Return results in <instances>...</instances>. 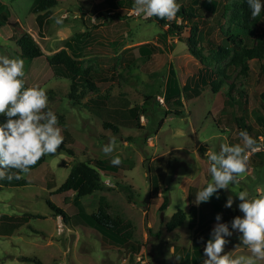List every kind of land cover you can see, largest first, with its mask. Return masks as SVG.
<instances>
[{
  "label": "rangeland",
  "instance_id": "obj_1",
  "mask_svg": "<svg viewBox=\"0 0 264 264\" xmlns=\"http://www.w3.org/2000/svg\"><path fill=\"white\" fill-rule=\"evenodd\" d=\"M35 1L0 0V12L8 13L5 25L0 26V55L23 60L25 87L46 89L48 108L57 115L62 134L67 131L73 139L69 142L66 135L63 141L72 153L58 149L56 154L46 155L43 163L30 170L24 185L0 188V264H173L170 236L185 234L189 229L187 221L172 232H166L164 224L178 208L187 207L183 192L185 182L196 177L201 168L209 167L205 149L218 152L220 145L227 143L223 134L231 135V144H235L232 138L241 142L236 124L224 120V99L236 100L237 104L226 108L227 111L245 116L251 130L262 135L259 151L264 150V124L259 122L260 115L264 119L259 104V94L264 92V75L259 73L256 59L248 61L246 76L239 75L240 66L230 61L242 46L255 45L257 38L264 41V16L251 19L249 9L237 7L239 0H213L217 7L199 9L200 13H195L198 20L193 19L199 26L195 46L202 45L205 60L192 55L184 42L191 21L184 24L179 38L174 31L167 34L169 25L158 23L155 17L137 16L134 6L120 7L116 10L120 16L112 17L115 10L107 8L103 0H58L39 31L36 13L32 10ZM190 2L192 4L191 0L178 1L183 5ZM222 7H225L223 11ZM60 16L64 17L63 23L56 24L54 18ZM242 26L249 31L236 34L243 41L235 39L234 53L221 61L211 58L207 47L224 42L233 28ZM23 30L38 44L43 53L41 57L28 60L19 55L15 38ZM160 32L167 34L164 41L157 39ZM77 33L84 34L79 39L81 42L76 43L83 46L79 57L82 70L109 77L107 87H101L102 94L109 92L104 108L86 103L87 97L96 93L84 94L79 99L69 97L70 79L55 75L47 63L46 58L64 48L65 42ZM142 43L157 47L146 62L136 59L137 47ZM125 50L131 51L133 61L129 60L128 52H123ZM201 76L207 82L221 81L218 91L213 93L202 84ZM97 83L100 85L101 80ZM170 84L179 90V105L166 104L163 100L165 87ZM194 84L202 85L199 95L184 96L183 87ZM238 90L245 92V99L239 96ZM144 96L152 98L144 105L145 112L140 111L136 118L131 108L140 105ZM174 110L180 114H174ZM111 137L116 139L112 156L122 160L117 166L122 177L109 175L106 178L101 173L102 179L108 180L105 182L108 187L80 197L75 204L73 191L56 193L74 163L105 159L112 165V157L103 152ZM196 145L199 147L195 150ZM253 156L249 155L247 172L239 184L230 186L233 192L224 190L225 203L231 195L234 200L231 208L240 216L243 213L238 208L240 201L235 192L247 191L250 197L264 193V162L255 166ZM50 183L54 186L50 187ZM118 184L129 186L128 192L120 190ZM151 187L161 189L162 201L170 200L165 211H154L153 200L149 202ZM127 194L132 200H128ZM100 197L109 203L108 211L114 217H122V230L143 245V251L133 254L124 252V248L104 249L99 233L88 225L73 223L71 216L76 209L89 214L96 209ZM46 201L69 218L55 214ZM148 220L154 223L152 230L147 227ZM217 223L213 221L210 226L214 228ZM240 235L233 231L232 236L226 237L229 241L224 249L226 253L248 254ZM183 239L187 241L188 237ZM179 255L184 257L182 251L174 256ZM122 257L126 258L125 263Z\"/></svg>",
  "mask_w": 264,
  "mask_h": 264
},
{
  "label": "trees",
  "instance_id": "obj_2",
  "mask_svg": "<svg viewBox=\"0 0 264 264\" xmlns=\"http://www.w3.org/2000/svg\"><path fill=\"white\" fill-rule=\"evenodd\" d=\"M58 0H36L35 5L33 6L32 10L34 13H36V23L38 26V30L40 31L44 24L46 23L47 19L51 16L52 11L51 9L57 5ZM179 0H177L178 3ZM191 2L188 5H181L180 11L177 13V16L174 20L168 21V20H162L158 17H155V19L160 24L169 25V30L167 34H170L173 31L177 34V36L180 38V33L184 29V24L188 23V21H191L192 25L189 27V35L186 37L185 43L189 45V50L195 57H201L207 59V56L202 55V51L204 50L202 48V45L199 44L198 47L195 46L198 37H199V26L197 24V21H193V19H196L195 13H200L199 9H208L210 7L215 8L217 7V3L213 0H205L203 2H198L196 0H191ZM240 2L237 4L238 8H242L243 10H248V6L246 3V0H239ZM103 3L107 6V8L111 10H115L112 17L120 16L119 13L116 10L120 7H124L126 9H129L133 6L134 0H103ZM198 8L196 9V7ZM1 7V6H0ZM225 7H222L221 10L223 11ZM241 16V15H240ZM264 13L262 12L257 18L263 17ZM8 18L7 12H0V26L5 25V22ZM177 19H180V22H177ZM198 20V19H196ZM234 30L231 31L230 35L224 40V42L214 44L213 48L207 47V50H209V53L211 54L210 57L213 58L216 61H221L225 58H228L230 55H232L234 52H232V49L237 44L236 38L240 43H242V38L236 37L238 33H246L248 30V27L242 26L240 28H233ZM249 33V32H247ZM164 32H160L157 35V39L164 41L166 35ZM80 37L83 38L84 34L77 33L73 38L68 39L65 42L64 48L59 50L58 52L52 54L51 56H48L47 63L52 69V72L57 76H63L65 78L70 79V92L68 93V96L71 98L79 99L84 94L90 93H96L94 96L87 97L86 103H89L92 107L101 108L105 107L109 92L106 94H102V88H106V82L109 79L107 76H97V75H91L87 72H84L80 65V59L81 52L83 49V46L79 45L77 46L76 43H78L80 40ZM182 41V40H181ZM256 44L253 46H245L241 47L237 52L238 55L235 57H232L230 61H234L235 63H238L240 66V72L239 75L246 76L247 71L249 70L248 67V61L252 59H256L259 62V73H262L264 75V41L260 38L256 39ZM81 42V41H80ZM15 44L18 47L19 55L22 58L32 60L34 58L41 57L43 55L41 49L39 48L38 44L34 41V39L26 32L22 31V33L15 38ZM157 49V47L154 44L151 43H142L137 47L138 57L136 59H140L142 62H146L151 54ZM123 52H128L130 59L132 57L130 50H125ZM209 56V55H208ZM95 81H92V77ZM110 78H114V75L111 74ZM100 85L97 82H100ZM199 81L207 85L213 93H216L220 87L221 81H208L205 79V77L201 76ZM202 85L194 84L192 87H187L186 85L183 87V94L184 96L192 97L194 95H199L202 90ZM230 89V87H229ZM237 93L239 96H243L244 99L246 97V94L244 91L238 90ZM180 93L176 86L167 85L165 87V92L163 95V100L166 104H169L171 102L175 103L176 105H179L180 100ZM152 97L151 96H144L143 102L139 105H134L131 108L132 115L134 117L137 116V114L141 112H145L144 105L147 104L148 101H150ZM259 104L261 106V111L264 112V92L259 94ZM231 101V102H230ZM245 103V100H244ZM234 104H237L236 100L233 98H226L223 100V117L226 123L231 124L235 123L238 128V134L241 130L245 129L251 137H253L257 144L260 145V134L257 132L251 130L250 125L245 120V116L240 115H234L231 111H227L226 108L232 107ZM225 109V110H224ZM174 114L178 115L180 114V111L174 110ZM259 122L264 124L263 116L260 115ZM137 118V117H136ZM229 118H232L230 120ZM8 117L5 115L0 114V124H3L7 121ZM105 125V124H104ZM115 130L114 128H112ZM69 133L67 131L63 132V137L66 135L68 136L67 140L72 141L71 135H68ZM59 149H64L69 153H72V150L65 147L64 142L60 146ZM263 152V153H259ZM254 155V156H253ZM252 156L254 157L255 166L258 164H262L264 162V150L262 151H256L252 153ZM45 156L42 157L38 163L31 168L34 169L37 166H39L41 163L44 162ZM14 171V170H13ZM101 173L105 176L109 175H115L120 176L122 174V171H120V168L117 166L110 165L105 159H94L92 161H79L74 163L65 178V180L62 182L60 186L57 187L56 193H63L67 191H73L75 194L73 196V204L76 202L79 203L80 197L89 195L93 193L94 191H100L107 187V184L103 181L101 177ZM26 183V180L20 179L16 180L13 179L12 181L8 180H0V188L7 187V186H21ZM50 187H53L54 184L50 183ZM206 185H203L204 187ZM118 187L120 190H122L124 193L128 192L129 186H126L124 184H118ZM201 187V188H202ZM217 196L219 198H217ZM128 200H132V197L127 194ZM47 205L50 207L52 211L55 212V214L62 215L63 218H69V216L66 215V213L60 209H58L53 203L50 201H46ZM225 195L221 190H218V193L214 194L209 201L207 202H201L199 203V217L200 220L196 221L195 218L191 217L188 220L189 228H194L202 226L203 224L206 225V228L204 230H200L197 232L192 239V252H191V260L194 263H198L200 260L203 259V251H202V245L206 244L207 240L211 238V232L212 228H209V224L213 221H216V215L219 213L221 215V219L219 223H227L229 228H231V222L236 216H240L238 211L232 210V208L225 207ZM222 205V207H221ZM166 208V202L163 201V203L160 206V211H164ZM109 204L106 201L104 197H100L98 201V205L96 210L92 211L91 213L87 214L84 212H80L78 209L72 214L73 223L75 225L82 224V225H88L89 227H92L97 233H99L101 236V241L105 245H111V246H120L124 248L126 251H129L133 254L138 252V246L137 243L134 241H131V234L129 232L121 231L120 226L122 224L121 217H114L109 211ZM78 210V211H77ZM199 210V209H198ZM197 212V211H195ZM193 205L189 208V214L196 217L197 213L195 214ZM202 214V216H201ZM209 216L208 220L205 219V217ZM186 218V214L182 209H177L170 219L165 223V229L166 231H171L179 226H181ZM203 238V239H201ZM103 246V248H104ZM37 264H42L41 262H37Z\"/></svg>",
  "mask_w": 264,
  "mask_h": 264
},
{
  "label": "clouds",
  "instance_id": "obj_3",
  "mask_svg": "<svg viewBox=\"0 0 264 264\" xmlns=\"http://www.w3.org/2000/svg\"><path fill=\"white\" fill-rule=\"evenodd\" d=\"M246 3L253 20L264 11V0H246ZM133 6L137 16L168 21L174 20L181 9L177 0H134ZM54 19L56 24H62L64 17ZM24 76L23 60L0 55V114L8 117L0 124V180L27 178L31 168L42 157L56 154L64 141L58 117L48 108L46 89L25 87ZM239 138L240 143H224L218 152L206 153L211 180L196 192L197 204L209 201L218 190L233 192L230 186L239 184L247 172L249 154L260 150V145L246 130L239 132ZM115 149L116 139L111 137L103 152L112 157L113 166H119L121 158L112 156ZM235 194L243 216L234 217L230 230L227 223H219L221 215H216L218 223L204 246L203 264H264V193L254 197L247 191ZM233 203L229 195L225 207L231 208ZM233 231L241 234L239 239L247 248V255L233 256L224 251L229 242L226 237L232 236Z\"/></svg>",
  "mask_w": 264,
  "mask_h": 264
},
{
  "label": "crops",
  "instance_id": "obj_4",
  "mask_svg": "<svg viewBox=\"0 0 264 264\" xmlns=\"http://www.w3.org/2000/svg\"><path fill=\"white\" fill-rule=\"evenodd\" d=\"M230 120H232V118H229ZM225 127H226V125H225ZM225 131V129H223L222 128V132H224ZM229 133V132H228ZM225 135H227V134H223V137L225 138V140H227V143L228 144H231L230 143V140H231V138H230V136L231 135H229L228 134V136H226L225 137ZM232 140H233V143H238V141L237 140H235V138H232ZM199 147V145H196L195 146V150L197 149ZM206 150V153H208V152H210L209 151V149H205ZM199 174L196 176V177H194V178H190V179H187V182H185V188L183 189V192H184V194H185V196H186V200H187V202H186V204H187V207L185 208V209H182V208H178V209H182L184 212H185V214H186V218H185V221L184 222H186L187 221V227H188V229L189 230H191V232H189V230L187 231V232H185V234H181V232H180V234H178L177 236L176 235H172V236H170V237H172V239H173V241H172V243H171V245H170V247H169V251H170V253L172 254V256H173V261H172V263L173 264H203V260L206 258L205 256H204V253H203V259L202 260H200L198 263H194L192 260H191V252H192V239H193V236L197 233V232H199L200 230H204L205 228H206V225L205 224H203L202 226H199V227H194L193 229L192 228H189V225H188V220H189V218H191V217H193V218H195L196 219V221H199L200 220V217H199V211H200V208H199V204H197L196 202H195V200H196V192L197 191H199L200 189H201V187L203 186V185H206L207 184V182H210V180H211V175H210V173L208 172V167H203V168H201L200 170H199ZM104 175V174H103ZM105 176V175H104ZM106 178L108 177V176H105ZM121 177H122V174H121ZM186 179V178H185ZM104 182H106V181H108L107 179H104L103 180ZM107 184V183H106ZM108 187V186H107ZM106 187V188H107ZM101 191V190H100ZM222 191H223V193H224V195H226L225 194V191L222 189ZM149 193H151V195H150V197H149V202L151 203L152 202V200H153V208H154V211H157V209H159L160 208V206H161V204L163 203V201H162V198H161V194H162V192H161V189H158V188H150L149 189ZM151 198H154V199H151ZM169 203H170V200H168L167 201V203H166V208H167V206L169 205ZM109 204V203H108ZM98 205V204H97ZM191 205H193V207H194V212L195 211H197V212H195V214L197 213V215H196V217L195 216H193V215H191V214H189V208H190V206ZM97 208V207H96ZM166 208H165V210H166ZM199 209V210H198ZM96 210V209H95ZM164 210V211H165ZM173 214V213H172ZM172 216V215H171ZM201 216H202V214H201ZM149 217V215H147V218ZM209 216H207V217H205V219L206 220H208L209 218H208ZM122 218V217H121ZM166 223V222H165ZM82 225V224H81ZM84 226V225H83ZM89 227V226H88ZM147 227L149 228V230L151 229H153V227H154V223L151 221V220H148L147 221ZM91 229H93L92 227H90ZM164 228H165V224H164ZM178 228H181V226H179V227H177V228H175V229H173V230H171V231H166V232H172V231H174V230H176V229H178ZM209 228H212L213 229V226H210V224H209ZM120 229H121V231H124V232H126V230H122V227L120 226ZM94 230V229H93ZM166 230V229H165ZM95 231V230H94ZM184 231V230H183ZM190 233V234H189ZM188 237V239H187V241L185 240V241H182L181 239H182V237H184V239H185V237ZM132 238V237H131ZM183 239V240H184ZM131 241H133L132 239H131ZM134 242V241H133ZM206 244H204V245H202V251H203V249H204V246H205ZM137 246H138V252L140 253V251H143V245H140L139 243H137ZM106 247H110L111 249H115L116 251L118 250H120V249H123L122 247H120V246H111V245H105L104 246V249L106 248ZM180 251H182L183 253H184V257L186 258V261H183L182 260V258H184L183 256H174L177 252L178 253H180ZM225 252H226V250H224ZM124 252H126V250L124 249ZM129 252V251H128ZM129 253H131V252H129ZM136 254V253H135ZM177 257H179L180 259L178 260L177 259ZM125 261H126V258L125 257H122V263H125Z\"/></svg>",
  "mask_w": 264,
  "mask_h": 264
},
{
  "label": "water",
  "instance_id": "obj_5",
  "mask_svg": "<svg viewBox=\"0 0 264 264\" xmlns=\"http://www.w3.org/2000/svg\"><path fill=\"white\" fill-rule=\"evenodd\" d=\"M160 218L163 219V213L162 212L160 213Z\"/></svg>",
  "mask_w": 264,
  "mask_h": 264
},
{
  "label": "built area",
  "instance_id": "obj_6",
  "mask_svg": "<svg viewBox=\"0 0 264 264\" xmlns=\"http://www.w3.org/2000/svg\"><path fill=\"white\" fill-rule=\"evenodd\" d=\"M149 145H151V144H149ZM259 151V150H258ZM251 153H253V152H250V154L249 155H251Z\"/></svg>",
  "mask_w": 264,
  "mask_h": 264
}]
</instances>
